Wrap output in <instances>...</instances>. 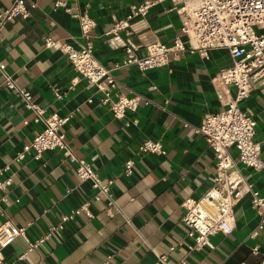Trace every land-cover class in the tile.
Wrapping results in <instances>:
<instances>
[{"label": "crops", "instance_id": "0c3cea01", "mask_svg": "<svg viewBox=\"0 0 264 264\" xmlns=\"http://www.w3.org/2000/svg\"><path fill=\"white\" fill-rule=\"evenodd\" d=\"M31 1V0H30ZM26 18L13 17L0 35V61L19 87L27 89L46 114L70 115L61 130L78 158L85 159L103 180H111L110 192L119 210L105 212V200L92 199L89 180L81 181L74 162L59 149L43 152L39 158L29 151L17 161L15 155L41 128L33 122V112L21 98L3 85L0 72V175L12 177L6 188L7 203L2 204L0 224L9 219L25 226V235L34 240L59 221L60 215L89 200L84 213L65 221L36 248L26 251L25 240L17 236L1 249L7 262L15 264H166L184 257L187 264H264V224L255 237L251 231L259 222L250 205L251 189L264 192V169L254 171L240 162L229 169L238 181L240 198L234 206L232 231L209 237L210 245L189 250L193 242L181 217L185 197H199L212 184L214 155L205 137L194 131L205 115L226 107L235 88L224 85L218 73L231 65L224 48H211L206 55L186 43V49L171 56L167 64L140 71L135 64L120 65L126 58L125 45H132L137 56L146 54L151 41L170 44L174 35L182 40L180 19L173 9L181 3L156 0L144 15H139L118 30L110 31L116 20L129 13L133 4L144 0H61L73 10L95 19L90 31L95 58L118 82L114 93L139 94L134 111L115 118L99 102L101 93L72 66L59 48L68 43L84 44L78 20L53 7L55 0H32ZM12 0H0V11ZM264 31V25L256 27ZM50 36L57 43L44 45ZM66 91L56 99L54 91ZM113 93V94H114ZM113 97H115L113 95ZM256 122L253 141L264 136V89L254 85L239 103ZM146 138L161 143L164 153L140 152L138 144ZM229 152L235 159L236 150ZM264 161V147L258 144ZM133 161L130 174L125 161ZM257 246V252L252 247ZM172 247V248H170Z\"/></svg>", "mask_w": 264, "mask_h": 264}, {"label": "built area", "instance_id": "2783aa9c", "mask_svg": "<svg viewBox=\"0 0 264 264\" xmlns=\"http://www.w3.org/2000/svg\"><path fill=\"white\" fill-rule=\"evenodd\" d=\"M25 1L12 0L8 7L0 11V35L4 24L13 17H28L29 11ZM155 1L144 0L131 5L129 13L124 18L116 20L106 34L116 33L132 18L144 15ZM171 1L181 3L179 6H173V9L180 19V33L186 36L187 41L182 40L179 34L174 35L170 44L151 41L145 46L146 54L142 56L135 54L132 45H125L126 58L120 64H115V67L135 64L140 71H144L165 65L171 56H177L186 49L185 42L204 55L208 49L224 48L231 57V65L218 73V79L224 85L233 86L234 95L226 107L205 115L202 123L194 128L196 133L205 137L214 155L211 186L199 197H185L181 202L184 209L181 220L187 228V236L193 240L188 245V249L196 250L209 246L211 235L218 232L228 234L232 231L234 206L240 198V193L238 181L230 178L229 169L236 161L254 171L264 169V161L260 159L258 151V144L264 147V136L259 143L253 141L256 122L239 107V103L249 95L254 85H260L264 89V31L260 33L256 31L257 26L264 25V0ZM28 6L35 7L36 3L29 0ZM59 6L78 20L81 36L84 38V44L78 48L68 43H60L59 48L66 54L73 68L101 93L100 104L106 105L115 118L122 119L126 111H134L137 108L140 101L144 100L143 97L139 94L128 96L121 92L114 93L118 88V82L111 72L112 69L103 66L93 54L90 31L96 25L95 19L86 12L73 10L64 1L55 0L53 7ZM56 43L57 41L50 36L44 39L46 47ZM0 72L3 75L4 87L14 91L21 98L25 108L33 112V122L41 125L32 139L23 144L22 149L16 153L15 160H21L29 151H33V157L37 159L45 151L59 149L66 159L74 162L78 178L81 181H90L93 189L91 198L105 200V212L108 216L117 212L119 208L110 192L111 180L101 179L89 162L74 155L65 140L61 128L70 115L46 114L44 109L33 100L31 93L17 85L13 76L6 72L5 65L1 61ZM65 94L66 91H54L56 99H61ZM230 147L236 150L235 159L228 150ZM138 149L140 152L160 154L165 152L159 141L150 138L143 139L138 144ZM132 165L131 159L125 161V174L131 173ZM6 168L0 169V175ZM11 182L10 175L0 177V214L4 213L2 204L7 203L5 193ZM245 184L250 193V205L259 215V222L250 233V237H255L264 224V192L260 193L251 189L250 184ZM80 213L88 217L92 216L88 199L71 211L62 213L58 222L50 224L47 231L34 240L26 237L25 226H17L9 219H5L0 224V264H15L5 261L1 252V249L15 237H22L27 244L26 251L19 256L22 258L27 251L40 245L65 221ZM252 252H257L256 245L252 247ZM158 260L161 264H166V255H158ZM173 264L187 263L182 257Z\"/></svg>", "mask_w": 264, "mask_h": 264}]
</instances>
